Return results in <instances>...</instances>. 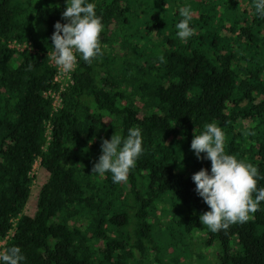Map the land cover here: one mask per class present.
I'll return each instance as SVG.
<instances>
[{"label":"trees","instance_id":"obj_1","mask_svg":"<svg viewBox=\"0 0 264 264\" xmlns=\"http://www.w3.org/2000/svg\"><path fill=\"white\" fill-rule=\"evenodd\" d=\"M90 2L103 55H77L61 92L50 54L65 0H0L5 248H21L23 264H190L199 237L208 264H264V202L245 223L211 232L191 179L211 169L190 147L207 123L223 129L227 154L264 176V18L253 0ZM183 7L195 30L187 41L175 28ZM132 127L144 151L127 182L91 175L102 140Z\"/></svg>","mask_w":264,"mask_h":264},{"label":"clouds","instance_id":"obj_2","mask_svg":"<svg viewBox=\"0 0 264 264\" xmlns=\"http://www.w3.org/2000/svg\"><path fill=\"white\" fill-rule=\"evenodd\" d=\"M257 14L264 18V0H253ZM62 18L57 22L51 37V61L61 73H69L77 63V55L88 63L103 55L99 37L103 31L96 5L90 0H65ZM183 17L175 25L177 37L187 41L195 34L190 26V9H180ZM49 57V53H48ZM225 133L216 123H207L200 134H194L191 150L198 160L211 162L210 171L202 168L191 179L195 191L210 211L199 219L211 232L226 230L235 223H245L251 213L264 202V187H257L264 180L251 163L238 160L224 150ZM143 136L139 127L128 129L126 136L113 135L101 142V155L91 169V175L103 177L111 174L112 182H127L130 170L143 154ZM203 154V155H202ZM25 257L19 247L0 249V264H23Z\"/></svg>","mask_w":264,"mask_h":264},{"label":"rangeland","instance_id":"obj_3","mask_svg":"<svg viewBox=\"0 0 264 264\" xmlns=\"http://www.w3.org/2000/svg\"><path fill=\"white\" fill-rule=\"evenodd\" d=\"M36 175L40 172V161L36 165ZM40 176V177H39ZM39 177L37 180V184L41 185L45 182L46 176L45 174L37 175L36 179ZM36 181V180H35ZM189 248L193 252V257L189 260L190 264H208L206 260H211L213 251L210 249L204 248L199 240V237L194 238V242L190 244ZM206 257V260L204 259Z\"/></svg>","mask_w":264,"mask_h":264},{"label":"built area","instance_id":"obj_4","mask_svg":"<svg viewBox=\"0 0 264 264\" xmlns=\"http://www.w3.org/2000/svg\"><path fill=\"white\" fill-rule=\"evenodd\" d=\"M11 47L14 48V49H17L19 51H25L26 49L30 48V47H23V46L18 45L16 43L11 45ZM75 67L76 66H74L73 70L75 69ZM72 82L73 81H72L71 72L65 74V73H61L59 71V75L56 78V83H58L60 85L61 92H64L65 88H67ZM53 97L55 98V101H56L55 102V108L57 109L61 105V102H62L61 101V94L60 93L54 94ZM50 135H51V133L49 132L48 136L50 137ZM35 171H36V167H35V169L33 171V177H35V175H36ZM7 240L6 241L0 240V249L5 248Z\"/></svg>","mask_w":264,"mask_h":264}]
</instances>
